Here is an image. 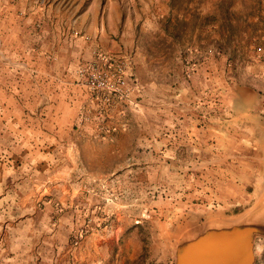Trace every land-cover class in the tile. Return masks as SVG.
<instances>
[{
  "label": "rangeland",
  "instance_id": "1",
  "mask_svg": "<svg viewBox=\"0 0 264 264\" xmlns=\"http://www.w3.org/2000/svg\"><path fill=\"white\" fill-rule=\"evenodd\" d=\"M135 1V10L128 11L134 27L150 17L138 47L170 52L166 59L172 67L183 65L187 73L211 58L219 69L214 83L248 85L260 93L264 116V0ZM98 47L129 56L130 84L138 86L130 99L105 105L86 86L80 70L95 59ZM91 53L70 61L67 94L43 77L41 96L68 98L74 113L70 122H44L52 134L45 145L56 149V161L64 168L59 178L81 182L85 177L80 192L103 196L106 210L75 219L73 231L37 247L32 257L30 251L28 263L174 264L176 244L189 230L264 209V119L261 124L238 118L236 103L224 101L221 90L206 91L202 99L194 96L196 102L186 107L160 101L152 110L135 71V51L109 50L96 41ZM1 54L0 43V66L11 68L6 81L22 76L34 84L33 72H15L23 60ZM159 76L163 82L183 80L169 72ZM30 86L26 95L32 99L39 92ZM59 113L72 115L65 107ZM124 131L130 138L120 146L117 139ZM25 171L23 192H39L34 184L40 178L29 167ZM54 171L44 169L40 177ZM255 259L264 264L263 235L255 238Z\"/></svg>",
  "mask_w": 264,
  "mask_h": 264
},
{
  "label": "crops",
  "instance_id": "2",
  "mask_svg": "<svg viewBox=\"0 0 264 264\" xmlns=\"http://www.w3.org/2000/svg\"><path fill=\"white\" fill-rule=\"evenodd\" d=\"M136 4L135 0H0L1 56L23 60V66L15 72H33L35 76L34 84L22 80V76L13 82L6 81L11 68L0 66V264H34L27 261L30 251L32 257L37 247L42 249L55 241L58 234L73 231L75 219L84 220L91 213L106 210L103 196L80 192L86 185L85 177L81 182L59 178L64 168L56 161L55 147L45 145L52 134L46 131L44 122L73 121L72 103L68 98H57L58 94H52L51 99L41 96L44 76L51 77L48 83L54 90L63 88L67 94L72 89L66 76L70 61L81 52L83 57L90 58L96 41L109 50L123 47L135 51V71L148 92L143 102L152 105V110L160 101L186 107L187 103L196 102L195 97L202 99L206 91L221 90L224 101L236 103L238 118L263 123L260 93L248 85L214 83L213 75L219 69L211 58L187 73L183 65L172 67L166 59L170 52L138 47L136 43L141 33L147 31L150 17L143 26L134 27L128 11L135 10ZM84 36L91 40L85 41ZM168 72L181 75L183 80L158 79ZM26 85L34 86L38 95L27 98ZM64 107L72 115L59 113V108ZM129 138V132L124 131L117 142L124 146L121 143ZM84 146L91 149L90 144ZM28 167L35 171L36 179L40 178V184H34L40 191L30 195L23 192ZM47 168L55 170L54 174L40 177V171Z\"/></svg>",
  "mask_w": 264,
  "mask_h": 264
},
{
  "label": "water",
  "instance_id": "3",
  "mask_svg": "<svg viewBox=\"0 0 264 264\" xmlns=\"http://www.w3.org/2000/svg\"><path fill=\"white\" fill-rule=\"evenodd\" d=\"M260 235L264 209L236 220H211L178 240L174 264H253L255 238Z\"/></svg>",
  "mask_w": 264,
  "mask_h": 264
},
{
  "label": "built area",
  "instance_id": "4",
  "mask_svg": "<svg viewBox=\"0 0 264 264\" xmlns=\"http://www.w3.org/2000/svg\"><path fill=\"white\" fill-rule=\"evenodd\" d=\"M129 56L108 52L98 47L93 59L80 70L85 84L92 95L105 103L113 105L118 100H128L138 86L131 85Z\"/></svg>",
  "mask_w": 264,
  "mask_h": 264
}]
</instances>
